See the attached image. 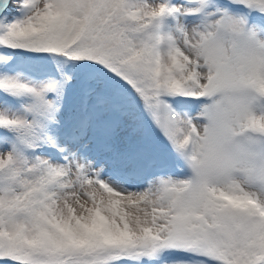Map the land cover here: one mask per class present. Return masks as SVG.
<instances>
[{"label":"snow or ice","instance_id":"1","mask_svg":"<svg viewBox=\"0 0 264 264\" xmlns=\"http://www.w3.org/2000/svg\"><path fill=\"white\" fill-rule=\"evenodd\" d=\"M0 264H264V0H0Z\"/></svg>","mask_w":264,"mask_h":264}]
</instances>
